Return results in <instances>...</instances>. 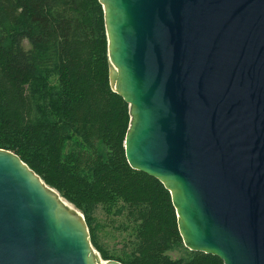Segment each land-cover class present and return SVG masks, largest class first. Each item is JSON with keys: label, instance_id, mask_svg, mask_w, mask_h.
I'll return each mask as SVG.
<instances>
[{"label": "water", "instance_id": "1", "mask_svg": "<svg viewBox=\"0 0 264 264\" xmlns=\"http://www.w3.org/2000/svg\"><path fill=\"white\" fill-rule=\"evenodd\" d=\"M100 2L128 164L170 191L189 250L264 264V0ZM52 191L0 148V264H100Z\"/></svg>", "mask_w": 264, "mask_h": 264}, {"label": "trees", "instance_id": "2", "mask_svg": "<svg viewBox=\"0 0 264 264\" xmlns=\"http://www.w3.org/2000/svg\"><path fill=\"white\" fill-rule=\"evenodd\" d=\"M129 124L100 0H0V148L82 212L102 260L223 264L184 246L170 191L128 164ZM98 212L119 248L102 239Z\"/></svg>", "mask_w": 264, "mask_h": 264}, {"label": "rangeland", "instance_id": "3", "mask_svg": "<svg viewBox=\"0 0 264 264\" xmlns=\"http://www.w3.org/2000/svg\"><path fill=\"white\" fill-rule=\"evenodd\" d=\"M81 213V211L79 212ZM82 214V213H81ZM82 217L84 219V216L82 214ZM97 219L98 222L101 224L99 225V231L100 234L102 236V239L108 243L110 246H113L114 248H119L120 246V239H121V235L119 233V231L115 230L112 226H111V222L109 219H107L101 212H98L97 214ZM95 254H97L100 259V264H103L105 260H102L100 257V254L96 252V250L94 251ZM173 256H176L177 254L172 252L171 253Z\"/></svg>", "mask_w": 264, "mask_h": 264}, {"label": "bare ground", "instance_id": "4", "mask_svg": "<svg viewBox=\"0 0 264 264\" xmlns=\"http://www.w3.org/2000/svg\"><path fill=\"white\" fill-rule=\"evenodd\" d=\"M59 199H60V201L65 205V206H67V207H69V208H71L72 207V205L71 204H69L67 201H65L64 199H62L59 195H57L54 191H52Z\"/></svg>", "mask_w": 264, "mask_h": 264}]
</instances>
